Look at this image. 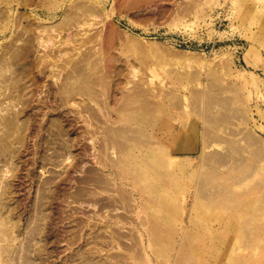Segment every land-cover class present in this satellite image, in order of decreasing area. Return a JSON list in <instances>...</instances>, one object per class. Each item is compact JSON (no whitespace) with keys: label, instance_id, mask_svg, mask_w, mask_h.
<instances>
[{"label":"bare ground","instance_id":"6f19581e","mask_svg":"<svg viewBox=\"0 0 264 264\" xmlns=\"http://www.w3.org/2000/svg\"><path fill=\"white\" fill-rule=\"evenodd\" d=\"M27 1L0 0V36L9 34L7 41L0 44V155L10 156L22 149L29 131L36 134L43 130L54 140L66 135L67 138L62 143L65 146L63 160L73 156L72 142L75 139L78 138L83 144L79 143V151L73 156L75 161L72 166L80 167L77 178L71 179L69 175L59 177L57 184L52 178L45 179L38 186L39 197L27 209L29 217L26 218L29 220L26 222L31 223L32 215L35 220L34 225L28 229L27 242L24 241L27 243L24 248L28 250L24 249L26 253H22L21 263L38 264L41 242L53 246L47 256L51 259L54 251L59 248V243L64 241L71 246L78 241L77 237L82 234V223L79 221L63 224L65 227L62 229H54L52 225L49 230L44 227L45 221H55L62 202L70 207V204H81L82 201L87 202L92 209L91 216L101 213L107 216L111 213L115 217L109 224L104 222V227H97L96 223L89 227L83 246L76 247L59 264L151 262L149 254L158 255L165 244L164 234H171L166 224L170 222L173 211L166 198L163 201L161 195L145 191L142 182L149 178L148 175L153 176L152 181L147 180L151 185L167 187L173 181L174 169L163 172L162 176L156 175L155 179L152 175L163 164L167 167L178 165L180 171L205 165L209 169H239L236 176L238 179L243 171L254 168L256 159L264 156V138L258 139L246 125L253 118L250 109L233 105L232 96L222 95L221 88L208 86L205 90H198L197 87L190 90L186 84H197L201 77L199 71H186L183 77L178 78L179 85L168 90L161 89V92L151 86V77L147 81L141 79L139 68L143 58L137 56L139 45L114 21L117 11L115 6L129 10V13L138 17L132 22L144 27L155 25L154 22L163 17L174 19L178 14L187 12L186 4L178 7L179 0H170L171 7L164 9L162 5L168 0H112L109 10L106 9L109 0H64L60 1H66L60 11V18L54 22H44L36 21L39 15L35 12L14 15V4L22 6ZM195 1L197 2L189 0V3L194 5ZM28 17L33 21L28 20ZM107 19L111 20V24L104 31L103 25ZM139 21L147 23L139 24ZM98 25L100 29H97ZM124 50L128 52L125 53ZM191 55L193 54L189 53L186 63H189ZM35 79L43 81L41 85L47 89L53 106L70 104L75 112L69 113L67 117L51 116L45 122L37 123L34 122L37 120L35 116L46 105L43 100H38L44 106L42 108L38 102L33 103L36 105L35 110L33 109L35 120L30 122L25 109L31 93L37 89L33 84ZM48 79L50 84L47 83ZM175 89L185 94H178ZM169 94L175 98L174 101L167 97ZM18 103L20 107L13 109ZM179 105L189 107L185 115L189 123L180 121L176 132V126H169V136L157 135L156 131L160 127L151 124L142 127L136 121L142 114L151 113L155 106L169 109ZM193 116H198L203 121L202 124H195ZM29 122L35 125L30 128ZM75 125L82 126L76 129L80 133L78 135L70 132ZM40 136L37 141L35 139V146L42 148L49 145L47 139L50 138ZM215 149H219V152ZM193 152H197L195 161L189 156ZM88 154L92 155V164L84 168L79 162ZM40 158L44 160L45 156ZM204 180L199 178L195 197L204 194ZM70 184H75L71 190ZM131 185L138 198L135 202L131 192L125 187ZM47 186L51 190L46 197L44 190ZM135 203L138 204V211L135 212L140 218L138 223L145 224L144 232L135 227L133 219L131 221L126 217L132 215ZM155 211L162 215L158 216ZM139 212L144 215L141 217ZM122 218L125 220L122 221ZM126 225L129 230H124ZM33 238L38 239L39 248L36 246V250L34 249L35 254L38 250L36 255L39 260L35 257L38 260L36 262L29 255V248L36 243L35 240L31 244ZM187 246L186 240L179 243V253L174 261L181 264L193 261L182 252L186 251ZM45 247L42 246V251ZM112 249L110 259L99 255L102 251L109 253ZM28 251L30 252L27 253ZM9 252L8 248L5 254ZM39 264H46L45 259Z\"/></svg>","mask_w":264,"mask_h":264},{"label":"rangeland","instance_id":"374dc122","mask_svg":"<svg viewBox=\"0 0 264 264\" xmlns=\"http://www.w3.org/2000/svg\"><path fill=\"white\" fill-rule=\"evenodd\" d=\"M60 1L64 0H28L26 5L14 4L12 10L14 15L20 13L27 15L35 12L39 15L36 21L54 22L60 18V11L66 4V1ZM111 1L109 0L106 9H111ZM169 1L163 3L164 9L171 7L172 3ZM185 4L187 12L178 14L174 19H170L169 16L163 17L154 22L155 25L144 27L132 22L138 17L129 13V10L115 6L117 11L114 21L125 31L126 35H130L133 41L137 42L139 45L137 56L144 59L139 68L141 79L147 81L151 77V86L161 92V89L168 90L179 85L178 78L183 77L186 71H199L201 77L198 83L186 84L190 90L194 87L198 90H205L208 86L221 88L222 95L232 96L233 105L250 109L251 118H253L246 125L252 129L258 139L264 138V0H197L194 5L189 3V0H179L177 6ZM52 13L54 17L51 18ZM28 20L33 21L31 17H28ZM110 21V19L105 21L104 31L109 29ZM145 23L147 22L139 21V24ZM100 28L98 25L97 29ZM8 38L9 34L0 36V44ZM124 52L128 51L124 50ZM189 53L193 55L189 63H186ZM33 74L35 75V72ZM35 80L34 82L37 83L33 82V84L37 86V89L34 90V94L31 93V99L25 109L30 122L35 120L33 109L35 110V104L38 103L42 108L44 103L46 105L43 111L35 116L37 120L34 122L37 123L45 122L51 116L67 117L69 113L75 112L70 104H54L53 106L48 98L47 89L41 85L43 81ZM47 83L50 84L51 81L48 79ZM33 84L31 83V86ZM185 91L187 93L186 89ZM175 92L185 94L176 89ZM167 97L171 98L170 101L175 100L171 95ZM38 100H43L44 103ZM19 105L20 103L13 109H18ZM188 111L189 107L183 108L180 105L169 109L155 106L151 113L142 114L136 121L142 127L150 124L160 127L156 131L157 135L169 136V126H176L174 130L176 132L180 121L189 123L185 118ZM192 120L200 125L203 122L198 116H193ZM31 124L30 128L35 125V123ZM80 128L82 126L75 125L70 132L78 135L80 133H77L76 129ZM42 131L36 134L29 131L30 134L26 135L24 147L15 154L2 155L3 157L0 155V160L3 158L5 160L0 161V253L3 251L0 255V264H22L24 255L22 253L28 250L24 248L27 246L25 242H27L28 229L34 225L35 220L32 215L31 223L26 222L29 220L26 218L29 217L27 209L31 202L39 197L37 195L38 186L42 185L45 179L52 178L57 184L59 177L69 175L71 179H74L80 173V167L72 166V164L75 161L74 154L79 151L83 144L82 141L75 139L76 141L72 142L74 157L70 156L63 160L65 146L62 143L67 136L63 135L59 137L60 140L58 138L54 140L51 135ZM39 136L50 138L47 139L49 145L43 146L44 148L36 147L35 142ZM215 150L219 152V149ZM191 154L189 156L195 161L197 152ZM39 156L43 158L45 156V159L40 160ZM86 156L82 160L84 164L82 161L79 162V165H84V168L92 164V155ZM177 156L184 157L185 155L177 154ZM259 158L255 160L254 168L243 171L238 179L236 176L239 169L228 170L225 167V169L223 167L209 169L205 165L180 171L177 168L178 165L167 167L163 164V167L157 169V172H152L154 173L152 175L155 179L156 175L162 176L163 172L174 169L173 181L167 187L151 185L147 180L152 181L153 176L148 175L149 178L142 182L145 191L154 193L153 195H161L163 201H166V198L173 213L170 215L172 219L169 216L170 222L166 224L171 234H164L165 244L162 251L155 256L149 254L151 262L144 260L142 264H181L174 261V258H177L178 246L183 240L187 241L188 248L182 252L193 260L186 264H264V156ZM199 178L205 179L202 189L204 194L195 197L194 192ZM74 185L70 184L69 190ZM125 187L131 192L135 202L138 198L132 185ZM50 190L49 186L45 188L46 197L49 196L47 192ZM149 204L153 205V203ZM59 206L61 210L56 212L55 221L50 223L45 221L46 228L44 229L49 230L51 225L54 229H62L67 223L79 221L82 223V234L71 246L64 241L59 243L61 250L57 248L58 252L54 251L51 259L47 256L53 246L46 245L45 241L44 244L41 242L40 249H38L39 254L38 250L36 251L38 257H41L40 260L34 252L36 246L39 248L38 239L33 238L30 241L31 244L35 240L36 243L31 245V249L29 248L31 252L27 253H31L29 255L33 256L32 259L37 257L39 261L37 258L33 260L38 261V264L43 263L44 259L46 264L61 263L69 253L83 246L89 227L95 225L94 223L97 227L99 225L104 227L105 225H102L104 222L109 224L115 217L111 213L107 216L104 213L91 216L92 209L85 201L81 204H70V207L62 202ZM134 206L135 208L132 206L131 210L132 215L126 217L131 221L133 219L136 223L135 227L144 232L145 224H139L140 218L135 214L138 211V204L135 203ZM46 211L48 212L45 209ZM155 212L158 216L162 215L158 211ZM139 215L142 217L144 214L139 212ZM124 220L125 218H122V221ZM126 226L124 230L127 228L129 230V226ZM42 246L47 247L43 248L45 252L42 251ZM6 248L10 249L8 256L5 254ZM111 251L113 249L108 251L109 253L102 251L99 255L110 259Z\"/></svg>","mask_w":264,"mask_h":264}]
</instances>
